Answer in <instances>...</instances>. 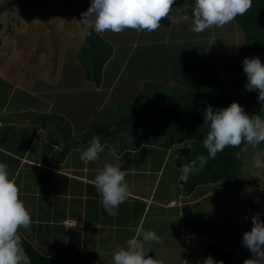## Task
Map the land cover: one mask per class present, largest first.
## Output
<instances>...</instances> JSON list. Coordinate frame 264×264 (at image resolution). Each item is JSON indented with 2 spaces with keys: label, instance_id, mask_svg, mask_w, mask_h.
<instances>
[{
  "label": "trees",
  "instance_id": "16d2710c",
  "mask_svg": "<svg viewBox=\"0 0 264 264\" xmlns=\"http://www.w3.org/2000/svg\"><path fill=\"white\" fill-rule=\"evenodd\" d=\"M23 3L24 0H5L0 5V14L13 4L21 5ZM194 4L195 0H176L173 9H179L181 13L191 16V9ZM185 5H187L186 9ZM171 15H173L172 11ZM233 21L243 32V37L240 38L245 43L244 48L247 55L258 56L264 63V0H252L251 8L244 15H238ZM171 24L168 19H163L160 22V27L168 28ZM1 26L0 22V28ZM154 44L156 45V43L152 45ZM163 44L165 43L163 42ZM163 44L160 46L161 48H158L161 60H164L167 54L172 53L174 56L172 59H178L181 63L173 68L169 74L167 70L164 71V76L166 73L172 76L169 80L163 79L164 86L161 82L152 81L151 79L145 81L140 94L146 97V105L144 102L140 103L134 100L133 103L128 102L124 105L116 103L115 106L109 107V104L101 106L97 114L91 115L88 119L85 131L75 137H70L71 124L69 120L61 113L51 111L52 108L51 112L42 115L32 111L25 112V114H30L32 118V113L34 114L33 122H37L35 128L45 129L48 138H52L54 131L46 129L47 126H44L43 120L55 122V126L62 130L66 138H72V145H78L82 151L87 148L93 136L99 137L101 144H113L119 138L121 140L120 149L115 151L121 153L122 150H125L122 156L126 168L124 170L128 172L127 168H130L129 161L134 163V168L138 172V175L136 174L138 181L140 178L143 179L145 184H149L148 186L153 189L152 192L147 194H151L159 200L163 199L165 202L169 201L170 197L181 199L183 202L182 205H176L173 209H169V215L165 214L163 216V219L166 216L167 223L165 227L167 228L174 220L171 229H166V232H168V235L172 234L175 239L171 249L174 250L176 255L179 248L182 253L187 249L188 241L192 237L190 235L194 231L198 235L205 233L206 222L212 215L211 210L208 211L207 208L205 210L203 208V211L200 212L201 208L197 203H188V199L196 196L194 191L197 187L216 183L219 189L236 193L245 188L262 186L259 181L251 177L244 176L237 179V175L243 166L239 154L245 147L244 144L239 147L225 148L217 154L215 159L208 160L203 171L190 176L187 182L179 179L180 169L184 164L191 163L200 155L205 157L208 155L207 149L203 146L205 133L198 129L203 125L205 107L210 104L214 108H224L230 105L231 102L236 101L243 106L249 115L258 113L264 116V113H261L262 104L258 99V93L245 88L247 81L237 76L233 79L231 85H227V82L221 79L214 67V64H216L215 59L208 57V54L205 55V49L201 45L197 47V51H190L183 44L169 45L168 48ZM145 49H151V47ZM190 52L192 53L191 56L189 55ZM115 53L114 46L108 40L104 39L100 33L98 34L89 28L81 39L75 57L76 61L83 67L86 79L99 87L104 81V66ZM133 56L134 54L131 57ZM161 60L156 62L163 65L164 63ZM175 81H180L181 85L175 87ZM156 86L159 89L160 87L167 88L170 91L169 94H162V90L165 89H160L161 93L158 94V91H155ZM107 87L109 88L110 85L107 84ZM158 99L159 101H157ZM6 102L7 106L12 108L17 106L27 108L23 105L14 106L13 101L9 103L8 97L3 102L0 100V105H4ZM2 119V115H0V120ZM144 119H147V122L144 123ZM57 121L60 122L61 127H59ZM12 130V135L7 136L11 141L7 145H3L15 154L23 155L28 147L27 135L21 129H18L20 131ZM41 134L43 132L39 133L40 138ZM69 144L71 143H65L64 149L61 151V158L68 151ZM131 151L137 152L135 153L136 156ZM0 154H2V157L9 156L1 150ZM12 159H14L15 164H18V159ZM58 160L61 159L58 158ZM157 162L158 167L154 169ZM95 163L89 162L88 166L93 168ZM107 163H116V161L108 156ZM157 172L160 173L158 176ZM127 175L125 179L130 190L131 185ZM211 199L214 200V198H208V200ZM127 202L125 203L126 210L129 207ZM198 212L200 214L194 217V221L192 217L194 213ZM159 215L162 217L161 214ZM200 219L203 221L202 226L201 223L198 224ZM174 234L177 236L175 237ZM21 236L28 264H65L53 256L41 253L26 237L22 234ZM154 254L155 252L151 256L157 259V254ZM209 255L217 261H222L223 264H232L235 251L216 242L207 241L197 264H202L203 259ZM110 256L111 260H107L105 264H112V255ZM98 258L93 264H100L101 255ZM179 261L180 259L177 260V264Z\"/></svg>",
  "mask_w": 264,
  "mask_h": 264
},
{
  "label": "rangeland",
  "instance_id": "374dc122",
  "mask_svg": "<svg viewBox=\"0 0 264 264\" xmlns=\"http://www.w3.org/2000/svg\"><path fill=\"white\" fill-rule=\"evenodd\" d=\"M4 1L0 0V5ZM91 2L92 0H24L23 4H13L0 14L2 25L0 28V100L2 102L8 97L9 103L13 101L14 106L23 105L39 110L41 109V91H45L44 93L49 94L50 98L43 99L46 101L52 99L54 104L50 110L52 108L51 111L61 113L69 121H73L76 131L80 132L83 118L96 115L101 106L109 104L110 107L115 106L116 103L124 105L128 102L133 103L134 100H136L135 102H144L146 105V97L140 94L145 81L151 79L161 82L163 85V79L169 80L172 77L167 73H171L173 68L181 62L178 59H172L174 58L172 53L167 54V57L161 60L158 48L163 42L166 48L178 43L183 44L190 51H197V47L201 45L205 49V53H203L215 59L214 67L221 79L227 82V85H231L237 76L247 81L242 61L245 57L254 56L247 55L244 48L245 43L241 41L243 32L237 27V24L232 21L223 27H212L203 33H194L190 30L192 21L189 20L178 25L172 23L168 28L159 27L153 33L138 32L132 29H126L119 34L100 33L114 46V53L115 51L116 53L111 57L107 66H104L103 83L99 87L95 86L86 79L83 67L75 57L81 39L89 29L88 25L82 21L81 14L89 8ZM172 12L173 16L181 13L179 9L175 8ZM148 37L150 41L147 43L145 39ZM153 43L156 45H152ZM149 47L151 49H145ZM133 54L134 56L131 57ZM191 54L190 52L189 55L191 56ZM160 60L164 63L163 65L157 63ZM261 62L263 63V61ZM165 70L167 73L164 76ZM46 83L50 86L43 88L42 84ZM107 84L110 85L109 88ZM180 85V81L174 82L175 87ZM160 89H165L162 90V94L167 93L166 95H168L170 92L164 87H160ZM160 89L156 86L155 91H158L159 94L161 93ZM28 92H31L32 96ZM143 122H147V119H144ZM57 123L61 127L60 122L57 121ZM14 130L20 131L17 128ZM44 134L46 136L45 131ZM40 136L42 137L43 134ZM49 140H51L49 146L56 144V139L49 138ZM120 141L118 139L113 145L108 144V148L111 151L112 148L119 150ZM244 146L239 154L243 166L237 179L244 176L251 177L264 187V169H256L252 165L253 156L258 152H264V144L258 148L246 144ZM154 167V169L158 167V162ZM9 177L11 178L10 172ZM262 189L264 190V188ZM263 190L258 200L255 197H248V194H244V196L242 192H236L220 197L219 199L222 201L218 202L219 206L216 204V199H211L210 205L206 203L208 211L211 210V213L215 215L212 217L213 220L206 222L208 223V236L214 241L220 240L226 243L221 234L219 226L221 223L216 224V220L224 222L225 219H230L228 223L233 220L234 229L229 233L231 236H235L236 240L238 239L240 254L244 255L246 248L241 246L242 234L250 230L252 225L251 219H245L248 216V208L244 205L242 207H236V205L245 203L248 205L250 202L248 207L252 208V201H255L256 212L264 219ZM227 211H230L232 216L227 215ZM227 216L230 217L227 218ZM200 223H203L202 219L199 220L198 224ZM215 225L218 227L216 228ZM111 240L110 232L103 241L90 240L91 250L99 251L96 254L97 257L102 255L100 264H105L107 259L111 260V257L106 256L103 252L108 249L106 245H109ZM200 242L201 244L206 243L202 239ZM85 245L88 247V241ZM72 252H75L74 246ZM189 257L188 263H190L191 255ZM178 258V253H176L175 259Z\"/></svg>",
  "mask_w": 264,
  "mask_h": 264
},
{
  "label": "crops",
  "instance_id": "0c3cea01",
  "mask_svg": "<svg viewBox=\"0 0 264 264\" xmlns=\"http://www.w3.org/2000/svg\"><path fill=\"white\" fill-rule=\"evenodd\" d=\"M145 40L147 43L150 41L149 37ZM110 60L111 58L109 61ZM108 62L105 66H107ZM4 76L7 77V75ZM42 85L43 88L50 86L48 83ZM44 92L45 91H41V109L39 110L33 107L12 108L7 106V102L4 105H0V115H2V117L4 116L3 119L0 120V150L6 152L12 158L18 159L19 162L15 164L14 159L9 156L2 157V154H0V161L8 165L11 179L15 180V183L20 189V199L23 201L32 217L33 223L31 231H24L21 229L20 233L26 237L34 247L40 250L41 253L53 256L65 264H93V262L95 263V261L99 259L98 257H100V255L97 257L96 252L98 253L99 251L91 250L90 240H95L97 242L103 241L110 232L112 235L111 243L106 245L108 249L103 251L106 255L110 256L118 247L124 246L126 240L131 238L138 228H145L144 230L155 231L156 234L162 238V244H151L152 250L149 251L148 255L151 256V254L155 252L158 256L157 260L163 261V264H174L175 261L177 262L179 259L180 261L178 264H197L204 248L203 245H205L204 243L201 244L200 239H202L203 242L213 241L233 249L235 251V257L232 264H244L245 259L251 257L252 254L247 248L245 249L246 253L241 256L240 242L238 239H235V236H231L229 233V231L231 232V230L234 229L233 220L228 223L230 219H225L224 222L216 220V224L221 223L219 226L226 243L220 240L214 241L208 236L209 231L207 223V227L204 230L205 233L203 235H198V233L194 231L190 235L192 237L191 240L188 241L187 249L182 253L179 248V258L174 259L175 253L174 250L171 249V246L175 242V239L172 234L168 235V232H166V229H171L174 220H172L169 228H167L165 227L167 219L166 216L163 219V216L165 214L169 215V209H173L176 205L180 206L183 202L181 199L178 200L173 197H170V200L165 202L163 199L159 200L154 198L151 194L148 195L147 193L152 192L153 189L148 186L149 184H145L140 177L138 181V172L134 168V163L130 161L128 162L130 168H127V177H129L128 181L131 185L130 196L129 199H127V203H129L128 210L125 209V202L120 205L119 215L117 217L113 218L109 216L101 204L100 195L94 184V179L98 170L108 161L107 153L111 151V149L107 148L109 143H102L104 151L100 153V160L91 168L88 164H84L80 160L82 150L78 145H72V138H66L62 130L55 126V122L43 120L44 126H47L46 129L54 131L52 139H56V144L49 146L51 140H49L47 135L45 136V129H40V127L36 129L37 122H33L35 116L32 118L30 114H25V112L29 111L41 113V115L51 112L50 107L54 106L53 101L52 99L48 101L43 99V97L47 99L50 98L49 94H45ZM28 93L31 94V92ZM44 94L47 96L45 97ZM89 118L90 116L88 118H83L84 121H82L81 127L79 126L81 128L80 132L76 131V125L73 124V121H69L71 124L70 137L82 134L85 131V125ZM13 127L25 131L27 135L26 141L28 147L23 155L15 154L4 147V145H7L8 142L11 141L7 136L9 137L12 135V129H15ZM41 132H43V136L40 138L39 133ZM67 142L71 144H69L70 146L66 154L61 158V152H56L55 147L62 146L64 149V145ZM112 150L115 149L112 148ZM124 151L125 150H122L121 153H124ZM131 152L136 156L135 153L137 152ZM58 158L61 160H58ZM121 167L122 170H124V164H122ZM158 174L160 173L157 172V176ZM262 188L264 187L255 186L237 191V193L242 192L243 195L248 194V197H255L258 200L261 196ZM231 193L232 191L219 189L216 183H209L197 187L194 191L196 196L188 199V203H197L201 208L200 212H202L203 208L204 210L207 208L206 203L209 205L212 203L208 198L216 199V204H218V202L221 203L222 201V199H219L220 197L228 196ZM252 202V208L248 207L250 202H248V205L246 203L236 205V207H242L244 205L248 208L246 220H250L253 214L258 213L256 212L257 207L255 201ZM200 212L194 213L195 216L192 214V218L194 219ZM226 213L227 215H231L230 211ZM159 214H161L162 217H160ZM214 216L215 215L212 214L208 222L211 221ZM229 217L230 216H227V218ZM260 218L264 220L263 216H260ZM243 222H245V219H243ZM81 223L83 227L79 226ZM200 225L202 226V223ZM217 227L218 226H216V228ZM87 241L88 247H85ZM195 244L196 246H193ZM73 246L75 252H72ZM189 255H191L190 263H188L190 258ZM22 264H28L26 258Z\"/></svg>",
  "mask_w": 264,
  "mask_h": 264
},
{
  "label": "clouds",
  "instance_id": "9594fccd",
  "mask_svg": "<svg viewBox=\"0 0 264 264\" xmlns=\"http://www.w3.org/2000/svg\"><path fill=\"white\" fill-rule=\"evenodd\" d=\"M175 4L176 0H92L81 15L82 21L98 34H119L126 29L152 32L159 29L163 19L177 25L191 19L190 30L203 33L212 27H223L238 15H244L251 8L252 0H195L191 16L171 15ZM242 67L247 77L245 88L258 93L262 104L261 113H264V63L258 56L245 57ZM198 129L205 133L203 146L208 155H200L181 167L179 179L184 182L203 171L208 160L215 159L227 147L246 144L258 148L264 144V116L258 113L249 115L236 101L224 108L207 105L203 125ZM55 151L61 152L63 147H55ZM103 151L104 146L99 137L93 136L82 151L80 160L84 164L97 162ZM107 155L116 163H104L95 176L94 184L104 210L115 218L119 215L120 205L129 198L130 190L125 179L127 172L121 167L124 154L112 150ZM252 165L256 169H264V152L253 156ZM32 223V217L20 199V189L15 180L9 177L8 165L0 162V264H22L25 251L20 230L31 231ZM251 225V229L242 234V246L252 254L245 259L244 264H264V220L259 213L251 216ZM79 226L83 227L82 223ZM152 243L162 244L163 240L155 231L138 228L124 246L113 252L112 264H163V261L148 255ZM202 264L223 262L209 255Z\"/></svg>",
  "mask_w": 264,
  "mask_h": 264
}]
</instances>
